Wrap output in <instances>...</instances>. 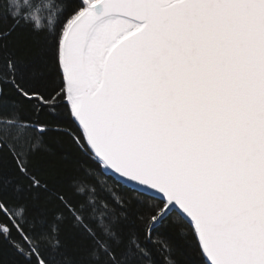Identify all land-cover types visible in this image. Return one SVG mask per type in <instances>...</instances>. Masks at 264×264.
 Instances as JSON below:
<instances>
[{
    "label": "water",
    "instance_id": "1",
    "mask_svg": "<svg viewBox=\"0 0 264 264\" xmlns=\"http://www.w3.org/2000/svg\"><path fill=\"white\" fill-rule=\"evenodd\" d=\"M59 60L91 153L164 202L151 229L177 212L208 264H264V0H96Z\"/></svg>",
    "mask_w": 264,
    "mask_h": 264
},
{
    "label": "trees",
    "instance_id": "2",
    "mask_svg": "<svg viewBox=\"0 0 264 264\" xmlns=\"http://www.w3.org/2000/svg\"><path fill=\"white\" fill-rule=\"evenodd\" d=\"M84 0H0V264H208L177 212L105 171L66 102L59 47Z\"/></svg>",
    "mask_w": 264,
    "mask_h": 264
},
{
    "label": "bare ground",
    "instance_id": "3",
    "mask_svg": "<svg viewBox=\"0 0 264 264\" xmlns=\"http://www.w3.org/2000/svg\"><path fill=\"white\" fill-rule=\"evenodd\" d=\"M95 1L96 0L88 3L87 6L95 3ZM93 39H94V41H93ZM93 39H92L89 47H91V52H93L95 54L96 53L103 54L105 51H107V48L109 46H111L113 43H115L118 40V38L115 35H112V34L101 35L98 32H96ZM59 62H60V60H59ZM81 133H82V131H81ZM82 135H83V133H82ZM83 137H84V135H83ZM84 141L86 143L85 138H84ZM86 145H87V143H86ZM87 147H88V145H87ZM88 149H89V147H88Z\"/></svg>",
    "mask_w": 264,
    "mask_h": 264
},
{
    "label": "rangeland",
    "instance_id": "4",
    "mask_svg": "<svg viewBox=\"0 0 264 264\" xmlns=\"http://www.w3.org/2000/svg\"><path fill=\"white\" fill-rule=\"evenodd\" d=\"M94 0H84L83 1V8L87 6L88 3L92 2Z\"/></svg>",
    "mask_w": 264,
    "mask_h": 264
}]
</instances>
